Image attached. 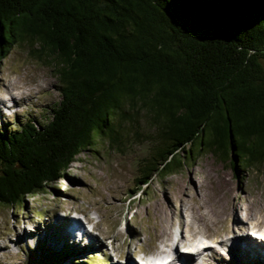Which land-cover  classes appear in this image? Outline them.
<instances>
[{
	"label": "trees",
	"instance_id": "obj_1",
	"mask_svg": "<svg viewBox=\"0 0 264 264\" xmlns=\"http://www.w3.org/2000/svg\"><path fill=\"white\" fill-rule=\"evenodd\" d=\"M15 45L51 57L60 101L46 124L0 131V204L118 145L138 111L154 140L138 184L199 152L264 163V0H0V60Z\"/></svg>",
	"mask_w": 264,
	"mask_h": 264
},
{
	"label": "rangeland",
	"instance_id": "obj_2",
	"mask_svg": "<svg viewBox=\"0 0 264 264\" xmlns=\"http://www.w3.org/2000/svg\"><path fill=\"white\" fill-rule=\"evenodd\" d=\"M42 57L45 60L30 54L27 45H15L0 60V131L27 121L37 125L49 121L60 94L49 64L52 59ZM262 64L264 67V60ZM130 117L119 127L118 145L110 147L107 141L97 140L76 157L65 178L44 192L14 205L0 204L2 263L66 264L65 257L82 246L70 241L62 245L58 224H62V216L73 217L75 211L85 227L92 229L90 234L97 243L83 248L77 259L68 258L70 264H116L118 258L122 263L128 252L131 256L128 253L126 260L142 257L172 235L180 243L191 240L202 244L208 239L228 250L229 235L235 237L246 228L264 234V163L248 168L231 155L222 161L199 152L190 160L182 158L176 171L154 173L138 184L140 165L154 143L153 130L144 111ZM186 153L188 147L182 155ZM176 250L180 251V245ZM220 251H210L208 259L229 264L228 254ZM230 251L238 258L235 250ZM254 255L264 264V257ZM210 261L205 257L201 264H212Z\"/></svg>",
	"mask_w": 264,
	"mask_h": 264
},
{
	"label": "bare ground",
	"instance_id": "obj_3",
	"mask_svg": "<svg viewBox=\"0 0 264 264\" xmlns=\"http://www.w3.org/2000/svg\"><path fill=\"white\" fill-rule=\"evenodd\" d=\"M22 94H23V92L22 93H20V94H18L19 96H22ZM10 97H11V99H13V97H15V95H9ZM1 101V100H0ZM1 104H0V110H1V106H2V102H0ZM245 214V213H244ZM238 220V219H237ZM241 219H239L238 221H240ZM231 221H233V220H231ZM240 223V222H239ZM59 226H60V223L58 224V228H59ZM66 227V225L64 226V228ZM189 228V227H188ZM247 229V228H246ZM245 229V230H246ZM3 230V229H2ZM190 230L188 229V232H189ZM230 232V230L227 232V233H229ZM17 233V232H16ZM24 238H32V237H30V236H28V237H26V233L25 232H19ZM4 233L2 232V231H0V236L1 235H3ZM65 234L69 237V239H78V240H80V241H84V245L82 246V247H78V249H80V250H78L77 249V251H79V253H77V251L76 252H74L73 250H72V252L71 253H69L68 255H67V257H65V262H66V264H70V262L72 261V260H74V259H77L78 257H79V255H80V253H82V251H84V249L83 248H89V247H95V245H96V243H97V238H96V240L94 239L93 240V238H92V236H91V234L90 233H88V232H85L84 230H83V227H82V225L80 224V223H78V222H71L70 221V226L69 227H66V229H65ZM249 235V234H248ZM205 237V239H207L206 238V236H204ZM227 237V236H226ZM228 237H230L231 238V240L230 241H228L227 243H225V245H227V248H228V250H225V248H219L220 246L218 245H215L216 243L215 242H213L212 241V244H211V246H204V245H202L204 242H206V240H204V242L201 244V242H196V246H198V250H200V252L201 253H204V259H205V257H206V260H208V261H210L208 258V255H210L211 253H210V251H214V252H219V253H222V251H220V250H223V252L224 253H226V254H228V256H229V259H230V262H229V264H232V262L233 263H235V264H259L258 263V259L256 258V256L254 255V253H256V254H259L260 256H262V257H264V246L263 245H257L255 242H252V238L250 237V238H248V239H240V237L238 236V234H237V236H233V235H229ZM167 239V238H166ZM235 239H238L237 241H233V240H235ZM29 240H31V239H29ZM61 240H62V236H61ZM87 240H88V242H87ZM173 240H175L174 238H173V235L171 236V238L169 239L168 238V240L166 241L165 240V242H163V246L164 247H167L168 249H169V251H170V260L171 261H174V260H177V259H183L184 260V262H183V264H186V262H187V260H188V258H185V257H183V253H181L179 250L177 251L176 249H177V247H179V245L180 246H183V248L184 249H186L187 251H189L190 252V246L192 245V241L190 240V241H187V242H178L177 240V242H176V244H175V246H173V243H172V241ZM208 240V239H207ZM226 240H228V239H225V240H223V242H226ZM32 241V240H31ZM114 241V240H113ZM115 241H116V239H115ZM98 242H101V240L100 239H98ZM220 243H221V241H220ZM249 243H252L251 245L249 244ZM206 244V243H205ZM62 245H66L64 242H63V240H62ZM201 245V246H200ZM250 245V247H251V249L249 250L247 247ZM232 246H235V248H233ZM6 246H4V248H5ZM212 247H217V249H215V248H212ZM2 248H3V246H2ZM76 248V247H75ZM0 249H1V245H0ZM66 249V248H65ZM173 249H175L174 251L177 253L176 255H174V253H172V251H173ZM179 249V248H178ZM235 250L237 253H238V258H236V257H234V255L232 254V252L230 251V250ZM247 249V250H246ZM2 250V249H1ZM207 251H209V253H207V254H205V252H207ZM114 252H116L115 250H114ZM165 251H163V253H164ZM129 253V252H128ZM128 253L125 255V261L124 262H122V263H119V258L116 260V264H135V262L133 263V257L129 260V259H127L126 260V258H127V255H128ZM64 254H66V253H64ZM130 254V253H129ZM130 256H131V254H130ZM77 257V258H76ZM119 257H121V256H119ZM68 258H71L72 260H70V261H68ZM203 259V260H204ZM222 260L224 259V258H221ZM121 262V261H120ZM207 262V261H206ZM211 262V261H210ZM4 263V262H3ZM2 263V261L0 260V264H3ZM212 263V262H211ZM5 264V263H4ZM212 264H221L220 262H215V263H212Z\"/></svg>",
	"mask_w": 264,
	"mask_h": 264
}]
</instances>
